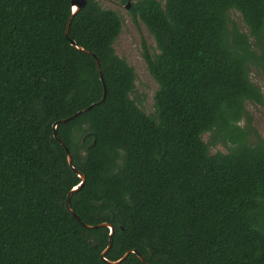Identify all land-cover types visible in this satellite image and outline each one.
<instances>
[{
  "label": "trees",
  "instance_id": "trees-1",
  "mask_svg": "<svg viewBox=\"0 0 264 264\" xmlns=\"http://www.w3.org/2000/svg\"><path fill=\"white\" fill-rule=\"evenodd\" d=\"M73 1L0 0V264H264V137L246 109L264 104V0L131 2L155 41L150 114L114 47L121 17L89 0L67 38ZM103 223L105 258L110 228L85 225Z\"/></svg>",
  "mask_w": 264,
  "mask_h": 264
},
{
  "label": "rangeland",
  "instance_id": "rangeland-1",
  "mask_svg": "<svg viewBox=\"0 0 264 264\" xmlns=\"http://www.w3.org/2000/svg\"><path fill=\"white\" fill-rule=\"evenodd\" d=\"M135 0H132L134 2ZM101 5L105 9H111L116 12L122 19V32L117 39L114 47L116 53L127 60V62L135 68L137 73L136 92L132 95L133 98L138 99V104L147 114L154 110V95L158 90V85L152 78L148 71L147 64L142 55V42L153 49L155 41L145 26L141 23L138 25L133 21L130 15V9L127 8V3L123 0H100ZM233 19L238 25H242L240 15H235ZM252 80L255 84L260 86L264 93V76L262 73L253 69L251 72ZM246 109L253 116L254 128L264 137V104L259 105L256 103L248 102ZM246 122H243L245 125ZM206 142L210 140V134L203 136ZM226 152L227 149L222 144L211 147L212 153Z\"/></svg>",
  "mask_w": 264,
  "mask_h": 264
},
{
  "label": "water",
  "instance_id": "water-1",
  "mask_svg": "<svg viewBox=\"0 0 264 264\" xmlns=\"http://www.w3.org/2000/svg\"><path fill=\"white\" fill-rule=\"evenodd\" d=\"M89 0H75L73 1L72 3V7H73V15L72 17L70 18L69 20V23H68V26H67V30H66V36L67 38H69V30H70V26L73 22V19H75V16L82 11V9H84L86 7V5L88 4ZM128 4H127V8L130 9V5H131V2L132 0H127ZM72 45L75 46L76 48L82 50V51H85L87 53H90L89 51H87L85 48L81 47L77 42L75 41H71ZM93 56L97 59V62H98V66H99V74H100V78H101V81L104 83V76H103V71H102V67H101V62L99 60V57L96 56L95 54H93ZM106 95H107V89H106V86L104 85V94H103V98L101 99V102H104L105 99H106ZM94 105L79 112L78 114H76L75 116L73 117H77L81 114H83L84 112H88V111H91L93 109ZM70 119L72 118H68V119H64L62 120L61 122L62 123H67L68 121H70ZM57 125L58 123H55L54 124V129H55V137L58 139V135H57V132H56V129H57ZM96 139H95V142L93 144V146H95L97 144V136L95 135ZM61 144L66 148V151H67V156H68V162H69V165L70 167L73 169V170H76L78 172V174L81 176L82 178V183L80 184V187L76 188L75 190H73L72 192H77L79 191L80 189H82L84 186H85V183H86V175L83 174L82 172L78 171L75 167V165H73V156H72V153L70 152V150L67 148V146L65 145V143H63L61 141ZM72 192L69 194L68 196V200H67V207L68 209L73 213L75 214V212L72 211L71 207H70V198H71V195H72ZM77 218L80 220V217L78 215H76ZM88 228H99V227H109L110 228V243H109V246L106 248V250L103 252L102 256L103 258H105V256L108 254V252L110 251L111 247H112V244H113V236L115 234V228L113 226H111L110 224H107V223H103V224H100V225H97V226H90L88 224H85ZM133 252V251H132ZM135 253V252H133ZM129 255V252L126 253L123 258H121L120 260L118 261H115V262H110L111 264H119L121 262H123ZM140 259L142 261H144V258L139 255ZM147 264V263H145Z\"/></svg>",
  "mask_w": 264,
  "mask_h": 264
}]
</instances>
